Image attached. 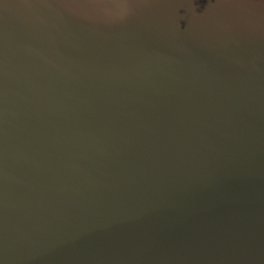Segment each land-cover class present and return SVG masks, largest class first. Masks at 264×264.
<instances>
[{
    "label": "water",
    "instance_id": "obj_1",
    "mask_svg": "<svg viewBox=\"0 0 264 264\" xmlns=\"http://www.w3.org/2000/svg\"><path fill=\"white\" fill-rule=\"evenodd\" d=\"M0 264H264V0H0Z\"/></svg>",
    "mask_w": 264,
    "mask_h": 264
}]
</instances>
